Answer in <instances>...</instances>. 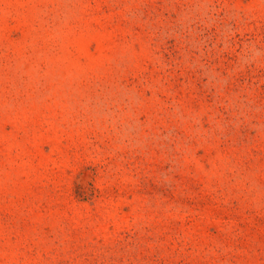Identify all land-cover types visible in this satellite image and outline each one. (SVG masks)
<instances>
[{
    "label": "rangeland",
    "instance_id": "374dc122",
    "mask_svg": "<svg viewBox=\"0 0 264 264\" xmlns=\"http://www.w3.org/2000/svg\"><path fill=\"white\" fill-rule=\"evenodd\" d=\"M0 264H264V0H0Z\"/></svg>",
    "mask_w": 264,
    "mask_h": 264
}]
</instances>
